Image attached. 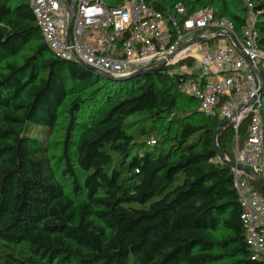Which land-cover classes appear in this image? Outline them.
I'll return each mask as SVG.
<instances>
[{"label":"trees","instance_id":"trees-1","mask_svg":"<svg viewBox=\"0 0 264 264\" xmlns=\"http://www.w3.org/2000/svg\"><path fill=\"white\" fill-rule=\"evenodd\" d=\"M143 1L172 15L177 3L211 8L238 35L245 24L242 0ZM251 2L264 50V0ZM261 118L264 130V106ZM221 121L167 68L115 81L53 55L28 0H0V264H264L213 147ZM58 129L54 155L43 136ZM216 141L233 160L230 124Z\"/></svg>","mask_w":264,"mask_h":264},{"label":"built area","instance_id":"built-area-1","mask_svg":"<svg viewBox=\"0 0 264 264\" xmlns=\"http://www.w3.org/2000/svg\"><path fill=\"white\" fill-rule=\"evenodd\" d=\"M72 2L69 45L62 0H28L36 26L53 55L74 62L75 54L83 63L117 76L165 61L168 74L177 73L179 87L196 100L202 115L229 119L225 126L230 124L234 132L233 160L264 180V90L257 94L258 81L247 61L230 39L219 36L233 35L264 82V50L257 45V13L251 0H242L246 12L240 35L232 21L216 17L211 8L187 14L186 7L177 3L172 15L143 0H120L115 6L105 0ZM196 37L197 42L187 44ZM246 119L247 136L239 142L238 130ZM232 171L246 245L252 260H262L264 194L254 190L241 173Z\"/></svg>","mask_w":264,"mask_h":264},{"label":"water","instance_id":"water-1","mask_svg":"<svg viewBox=\"0 0 264 264\" xmlns=\"http://www.w3.org/2000/svg\"><path fill=\"white\" fill-rule=\"evenodd\" d=\"M62 5L64 6V8L66 9V12H67L66 41L70 45L71 44V21H72V13H73V2H72V0H62ZM219 36H224V37H227L228 39H230V41L234 45L235 49L245 58V60L247 61L248 65L250 66L253 74L255 75V77L258 81L257 94L258 95L261 94L262 91L264 90V82L262 80V77H261L260 73L258 72V70L256 69L255 65L252 63V61H250L249 58L243 53V50H242L240 44L238 43V41L230 33H220ZM197 41H198V37L192 39L187 44L195 43ZM74 62L78 63L81 67L88 70L92 74L98 75V76L102 77L103 79H109V80H115V81L145 75V74H148L152 71L163 70L167 67V64L165 63V61H161V62L154 64V65H150V66H147L144 68H139V69H137L133 72L127 73L123 76H117V75H114V74H111V73H108L105 71H100L94 67H91V66L83 63L81 60H79L75 56V54H74ZM253 102L254 101L250 102V105H252ZM228 121H229V119H225V120L221 121L213 133L212 143H213V147L217 153L218 159L222 162L227 163L232 170H236L237 172L241 173L242 175L246 176L247 178L257 182L259 184V186L262 189H264V180L261 177L256 175L253 171H251L246 166L238 164L234 160L229 159L218 147V144L216 141V136H217L218 132L220 131V129H222Z\"/></svg>","mask_w":264,"mask_h":264},{"label":"rangeland","instance_id":"rangeland-1","mask_svg":"<svg viewBox=\"0 0 264 264\" xmlns=\"http://www.w3.org/2000/svg\"><path fill=\"white\" fill-rule=\"evenodd\" d=\"M223 39H220L219 41H217L215 44H220L221 41ZM46 138L48 139V141L50 142V147H51V153H53L54 155H57L60 153V147H61V130L58 129L55 133L51 134V135H47V133L44 134L43 139ZM234 143V141H233Z\"/></svg>","mask_w":264,"mask_h":264}]
</instances>
